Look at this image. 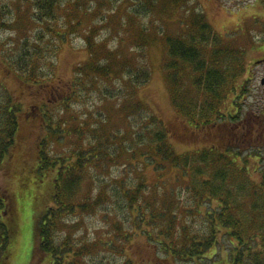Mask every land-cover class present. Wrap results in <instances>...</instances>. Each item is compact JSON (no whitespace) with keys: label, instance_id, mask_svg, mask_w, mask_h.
<instances>
[{"label":"trees","instance_id":"16d2710c","mask_svg":"<svg viewBox=\"0 0 264 264\" xmlns=\"http://www.w3.org/2000/svg\"><path fill=\"white\" fill-rule=\"evenodd\" d=\"M94 1L0 0V29L19 26L14 18L6 20V14L25 5L28 20L41 27L34 38L25 36L17 45L0 41V169L9 171V187H0V264H11V249L20 232L19 209L24 210L30 198L36 208L30 264H95L90 257L101 241L77 237L71 217L99 207L112 228L114 246L117 240L124 250L143 238L155 258L148 264H216L206 260L221 247L227 256L219 264H264V139L242 145L224 135L230 122L234 126L243 120L236 115L240 104L230 101L245 86L243 78L251 69L247 49L227 44L206 13L190 10L181 21L186 30L165 36L159 65L165 75L163 91L170 93V112L177 118L178 125L172 126L139 94L156 70L145 56L156 35L140 20L143 8L157 9L158 0H121L133 3L123 24L135 30L131 48H139L130 57L113 50L107 36L100 37L112 19L105 11L108 0H96L92 10ZM183 1L188 0L174 3ZM97 15H102L101 25L94 23ZM258 24L264 30V22ZM84 25L87 54L72 68L67 88L48 53L54 57L51 48L57 54ZM243 27L251 47L264 43L252 26ZM49 89L51 94L41 101L24 104L23 96L34 100ZM109 100L117 101L114 108L127 119L126 130L110 128L111 112L103 104ZM77 106L84 112L72 113L68 120L66 111ZM74 117L80 121L73 122ZM34 126L42 130L41 141L31 136ZM211 130L216 139L209 145H178L177 136L207 138ZM72 139L59 154L48 148ZM113 167L123 169L106 183L102 170L111 172ZM146 169L159 177L157 188L164 187L166 171L174 172L181 183L168 190L169 196L149 195ZM87 179L91 188L84 192ZM92 186H97L94 195ZM107 199L115 204L114 213L106 208ZM124 207L121 218L117 210ZM226 236L229 247L221 240Z\"/></svg>","mask_w":264,"mask_h":264},{"label":"rangeland","instance_id":"374dc122","mask_svg":"<svg viewBox=\"0 0 264 264\" xmlns=\"http://www.w3.org/2000/svg\"><path fill=\"white\" fill-rule=\"evenodd\" d=\"M95 1L90 4L89 8L92 10L95 9ZM108 1L105 2V4L107 5H105V11L109 13L110 19H112L110 24L111 27L107 29L106 27H103L102 29L100 28V37L106 38L107 36V38L109 39V45L113 50H121L123 56L130 57L132 52L138 51L139 48H131L134 41L133 38L135 30L132 27L129 28L128 26H124L123 24L128 20L129 14H131V5L133 3H121V0H119V2L118 0H113V6L112 4H108ZM164 1H166L167 3L165 2L163 4ZM134 2H136V0ZM112 6L114 7L113 10L111 9ZM143 9H145V14L141 17L140 21H143L145 25H148L150 27V32H153L156 35L155 40L148 48L149 50H146L147 55L145 56L147 57V60L151 62L152 66L153 64L156 66V70H154V77L151 78L149 82L150 84L147 87H142L139 91L142 99L150 107L155 108L154 110L160 116H163L166 122L171 123L172 126L178 125V123L176 122L177 118L170 112V99L168 101L170 93H168V90L166 89L165 91L167 93L163 91V87L165 88L164 84H166L164 81L165 75L163 71H160L159 67L160 62L163 61V58L161 56L165 44L164 39L168 34L179 35L186 30V25L184 23H181V21L187 18L190 10V13H192L193 11H202L206 13L209 22L212 24L218 34L224 37L227 44L231 46L240 45L244 46L247 49L246 59L251 66V71H248V73H246L244 76H247V78H243L245 86L242 87L241 91L239 90L236 92V94H232V101H230L232 103H235L237 101L240 104V110L236 115H242V119H245V122L242 123L241 127H245L243 129H239V127H233V122H230L229 124L231 126L229 127L231 129H226L224 135L226 137L232 135L235 140L237 139V142L242 141V145L244 143L245 145L252 144L255 138L257 140H263L264 135L259 137L260 135H257V131L254 133L255 135H253L249 131H254L257 128L259 130H262V128L264 129V85L261 81L262 78H264V60L259 64L257 62H254V60L264 56V43L259 45V47H251L247 39L248 37L245 36V28L243 27V25L246 24L247 26H252V31L256 35L257 39L264 38V30H262V28H257L260 27L258 26V21L264 22V0H188L186 2L183 1L178 4L174 3V0H158L157 9ZM101 16H94V23L101 25ZM9 18H14L16 21L18 20L19 24V26L17 27L15 25V27L12 28L5 27L4 29H0V41L5 42L9 47L17 45L25 36L29 35L34 38L35 30L41 29V27L32 24L30 20H28L26 5L21 9V11L15 9V12L13 14H6L5 19L7 20ZM87 21L88 19L85 18V22ZM85 29L88 30V27L86 28L84 25L77 33L71 35V40L68 41V43L64 44L62 48L58 50L57 54L55 53L54 48H51L50 51H53V54L55 55L54 57H50L48 53L47 59L51 61L56 60V76L58 77V79L63 81L64 84H66V87L67 85H69V83L72 82V76L70 75L72 68H74L75 64L78 63L79 60L84 61L87 54L85 47L86 43L84 40ZM152 68L155 69L154 67ZM0 74H2V72ZM53 81L55 85L60 84V81ZM64 90L62 92H64ZM50 94L51 90L49 89L48 92L44 91V95L43 92H40L38 95L36 94L35 97L38 98V100L36 98H34V100L31 99L29 95L23 96L22 100L25 105L30 106L33 105L32 103L36 101H41L43 99V96H49ZM39 95L40 98L38 97ZM58 101L59 100H54V102ZM92 103L101 104L102 101L93 100ZM103 104L106 105L105 108L108 110V113L111 112V114H109L110 128L115 130H126L128 127L127 119H125L123 115L117 114V108H114V106H118L117 101L111 100L110 103L107 104L103 102ZM81 109V106H77L74 108L72 107L71 111H66V118L70 120V116L72 113L82 114V112L84 111H82ZM232 110L233 113L234 109ZM74 118L75 120L73 122L78 123L80 121L77 120L76 117ZM254 122L256 123V125L253 126L252 124ZM30 128L31 136L36 137L37 141H41L40 135L42 133V130H40V127L34 126ZM195 132L197 133L198 131ZM212 132L213 130L210 131V134L207 135V138H201L200 136H198L192 139L188 137L184 138L177 136L178 142L180 143L178 145L182 148L186 147V145H189L190 147L209 145V142L213 141L214 137L216 139V134L212 135ZM73 141L74 140L72 139L71 141L66 142L62 145L52 143L50 146H48V148L52 154H59L62 150L68 149ZM186 141L189 142L186 143ZM121 169L123 168L113 167L111 169V172H109L108 169L102 170L104 172L101 173V178L104 179L106 183H109L113 181L112 176H115ZM145 173L146 175H148L146 184L148 188H150L149 195L158 196L161 193L162 197L169 196L171 192L169 193L168 190L170 188H174L176 183H181V180L176 177V174L174 172L166 171L164 176L167 181L164 184V187L157 188L154 185L159 181V177H157V174H155L152 169H146ZM6 174L9 175L8 170H4V168L0 169V187L4 189L9 187L7 184L8 176ZM87 188H91L90 179L84 181V192L87 190ZM93 188L94 190L92 191V194L94 195L97 192V186H94ZM6 191L8 193H11L8 190ZM107 191L112 197L114 196V193L109 187H107ZM163 191H166V193H162ZM106 202L108 203L106 208L109 209V213H114L115 204L108 199L106 200ZM35 209V200L31 198L30 200H28L24 210L19 209L20 232L16 237L14 247H12L11 249V264H30L33 255V249L35 248L33 220L36 215ZM90 210L94 209L91 208ZM124 210L125 207L121 209L119 208L117 210L121 215V218L125 215L126 210ZM80 216L81 217H71V221L74 222L76 226L78 225L77 227H73V233L76 234L77 237H84L83 239L86 238L89 241L95 240L98 243L101 241V243H99V246L97 245L98 249L90 257V259H95V264H148L147 262H152L155 260V258L148 252V250L151 251V246L148 245L143 238L135 240L124 250L120 248L119 241L117 240L116 245L114 246L112 242V239L114 238L112 234V228L110 227V224L106 219L107 216L102 207H99L96 211H89L88 213H84ZM72 224L73 223H71L70 225ZM221 240L222 243L229 247V237H223ZM212 252H209L208 256H211ZM160 254L163 256L162 253ZM226 256L227 254L224 248L221 247L220 250L212 256V259H208L206 261L210 262V260H212L216 261V264H219V260L225 259ZM158 264L171 263L158 262Z\"/></svg>","mask_w":264,"mask_h":264},{"label":"flooded vegetation","instance_id":"af4514ba","mask_svg":"<svg viewBox=\"0 0 264 264\" xmlns=\"http://www.w3.org/2000/svg\"><path fill=\"white\" fill-rule=\"evenodd\" d=\"M263 60H264V56L263 57H261V58H259V59H256V60H254V62H257L258 64L259 63H261V62H263ZM250 71H251V69H250ZM262 84L264 85V78H262ZM243 122H245V119H243V120H240L239 122H237V124L235 123V127H239V129L241 128V125H242V123ZM253 126L254 125H256V123L254 122L253 124H252ZM261 125V124H260ZM253 126H252V128H253ZM234 127V126H233ZM245 127V126H244ZM244 127H242V128H244ZM238 129V130H239ZM264 129L262 128V130H259L258 128L256 129V130H254V131H249V132H251L253 135H255L254 133L257 131V134H261V133H263V135H264V131H263ZM264 138V137H263Z\"/></svg>","mask_w":264,"mask_h":264}]
</instances>
